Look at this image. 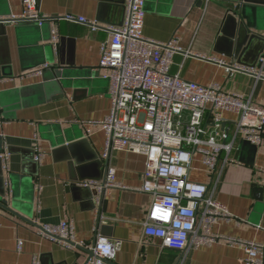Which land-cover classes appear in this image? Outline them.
Instances as JSON below:
<instances>
[{
  "label": "crops",
  "instance_id": "1",
  "mask_svg": "<svg viewBox=\"0 0 264 264\" xmlns=\"http://www.w3.org/2000/svg\"><path fill=\"white\" fill-rule=\"evenodd\" d=\"M109 5L101 14V2ZM264 1V0H258ZM121 0H37L46 15L74 14L95 22L100 28L61 19L57 22V47L49 40L48 27L36 31V21L18 19L4 23L0 35V184L6 187L8 204H0V264H83L89 251L69 250L38 234L40 225L72 220L77 239L93 242L97 236L120 239L122 247L112 264H180L181 250L162 247L159 239L143 232L151 195L131 189H113L100 206L93 190L78 182L90 180L107 171L104 159L106 134L100 122L111 108L108 69H100V51L111 41L107 19L119 16L114 8ZM227 0H145V36L176 42L171 73L208 86L219 83L225 91L251 97L264 104V78L248 73H227L215 57L264 73L263 38L247 36L240 42L232 24L225 28ZM24 0H0V17L20 16ZM258 28L252 33L264 35V7L252 13ZM50 46V51H44ZM54 62L64 70L72 85L61 93ZM43 63L44 73H35ZM102 75V76H101ZM85 76L89 85L78 83ZM65 79V78H64ZM78 83V84H77ZM86 86V90H83ZM234 119L232 113H225ZM231 132L234 130L232 123ZM92 130L88 135L87 130ZM79 143L73 150L63 146ZM64 140V141H63ZM65 142L62 145L61 142ZM233 155L240 165L226 167L215 195L232 213L231 221L221 220L212 231L264 244V143L254 146L236 142ZM88 144V143H87ZM45 156L35 161L37 147ZM75 148V149H74ZM95 150L102 166L93 160ZM7 154V159L2 156ZM145 156L116 151L110 164L116 167V179L130 186L142 185ZM78 179H73L74 177ZM83 179V180H81ZM191 179L210 183L202 162L195 160ZM2 184V185H3ZM1 200V197H0ZM22 248L18 250V240ZM246 252L220 240L211 246L192 249L183 264H245Z\"/></svg>",
  "mask_w": 264,
  "mask_h": 264
},
{
  "label": "built area",
  "instance_id": "2",
  "mask_svg": "<svg viewBox=\"0 0 264 264\" xmlns=\"http://www.w3.org/2000/svg\"><path fill=\"white\" fill-rule=\"evenodd\" d=\"M126 14L121 26L109 25L111 41L100 51V67L108 69L110 80V113L97 122L106 134L104 159L108 168L102 179L78 182L93 190L101 206L113 189H131L151 195L152 202L143 222V232L149 238L159 239L162 247L181 250V262L192 249L211 246L220 240L236 245L246 252L245 264H264V244L212 231L215 223L233 219L215 195L223 170L241 162L233 155L237 141L259 146L264 143V104L251 97L227 92L219 83L205 86L171 73L173 56L179 51L176 42H163L145 36V0H123ZM36 21L41 26L49 23L52 43L59 39L57 22L61 19L100 28L95 22L74 14L46 15L38 8L37 0H24V12L11 19ZM224 66L227 73H248L264 78L255 67L210 57ZM264 63V55L260 64ZM36 69L40 73L44 67ZM232 113L234 119L224 114ZM232 123L234 130L231 132ZM88 135L92 130L86 129ZM116 151L145 156L142 185L130 186L116 179V167L110 164ZM7 154L2 156L7 159ZM45 152L37 147L35 161ZM199 159L210 183L191 179L195 160ZM38 234L66 249L83 248L89 256L83 264H112L123 241L97 236L93 242L77 239L75 224L63 220L58 224L40 225ZM18 250L22 241L18 240ZM91 252L93 254H91ZM32 264H40L34 258Z\"/></svg>",
  "mask_w": 264,
  "mask_h": 264
},
{
  "label": "water",
  "instance_id": "3",
  "mask_svg": "<svg viewBox=\"0 0 264 264\" xmlns=\"http://www.w3.org/2000/svg\"><path fill=\"white\" fill-rule=\"evenodd\" d=\"M231 6H228L226 8V17H225V22H226V25H225V28H227L228 25L232 24L233 27L236 26L237 30L239 31V39H240V42H243L244 43V40L247 36H251L250 38H254V37H257V38H263L264 40V35H262V37L260 35H256V33H252V29H250L251 27L253 29H257L258 26L255 24L254 25V21L251 20V17H252V13L255 14L256 11H260L261 7H264V1H258V0H227ZM109 4L104 1V2H101L100 6H101V14H100V18L102 20V14L104 12V9L105 8H108ZM116 8H114L116 11H118V15L119 16H116V17H113V18H108L107 19V22L112 24V25H116V26H121L123 21H124V18H125V14H126V7L124 5V2L123 0H121L120 2V5L119 6H116ZM12 15H7L5 17H0V18H5V19H11ZM4 23L3 22H0V35L1 34H4L5 32V27H4ZM48 27L49 28V31H50V37H49V40H52V30H51V26L49 23H44L43 25L41 26H36V31L38 32L40 29L44 28V27ZM51 47L50 46H44V51H50ZM44 65H46V63H43ZM43 65V66H44ZM58 64L54 62V65H52V67L49 68V70H56V78L59 79V83H61V93L62 95H64V90L66 87H70L72 85V82H74L73 80H68V78L66 77V73H65V70H64V78H63V70H61V68L59 66H57ZM47 67H44V69L41 71V73L43 74L44 73V70H46ZM100 68H98L97 70V75L99 76L100 75ZM104 69V68H102ZM107 69V68H106ZM102 76V75H101ZM105 77V76H104ZM108 78V77H107ZM89 81H90V78H86L85 76L81 77V79L77 80L78 83H83L85 85H89ZM77 83V84H78ZM86 86L84 87L83 90H86L85 89ZM64 141V140H63ZM61 142L62 145H65L64 143L65 142ZM79 143H82V144H86L90 146V143L88 141V139H84L82 141H77L76 143L74 144H68V146H63L65 148H67L68 150L72 149L73 150V146L75 145H78ZM88 143V144H87ZM249 143V142H248ZM252 144V143H251ZM253 145V144H252ZM255 146V145H254ZM75 149V148H74ZM74 151V150H73ZM93 160H96L95 161V164H98L100 166L104 165L103 164V161L100 159L98 153L93 150ZM0 164H1V159H0ZM105 167L106 169L108 168V164L105 163ZM2 170H0V177L2 179ZM103 178V173L99 174L98 176H93L91 179H102ZM73 179H78V177H74ZM90 179V180H91ZM3 180V179H2ZM83 180V179H81ZM2 184H3V181H2ZM0 184V197H1V200H0V204L4 203V204H8L9 201L7 200V198H5L6 196V187L5 185L3 184ZM78 185V183H77ZM79 187H81L80 185H78ZM83 188V187H81ZM83 189H87V188H83ZM90 190V189H88ZM91 254H93L91 252ZM108 264H111V263H108Z\"/></svg>",
  "mask_w": 264,
  "mask_h": 264
}]
</instances>
